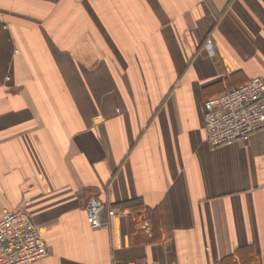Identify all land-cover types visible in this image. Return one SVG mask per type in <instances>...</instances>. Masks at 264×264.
Wrapping results in <instances>:
<instances>
[{
  "label": "crops",
  "instance_id": "0c3cea01",
  "mask_svg": "<svg viewBox=\"0 0 264 264\" xmlns=\"http://www.w3.org/2000/svg\"><path fill=\"white\" fill-rule=\"evenodd\" d=\"M254 77L264 0H0V217L30 214L29 264H264V134L210 148L202 118Z\"/></svg>",
  "mask_w": 264,
  "mask_h": 264
},
{
  "label": "built area",
  "instance_id": "2783aa9c",
  "mask_svg": "<svg viewBox=\"0 0 264 264\" xmlns=\"http://www.w3.org/2000/svg\"><path fill=\"white\" fill-rule=\"evenodd\" d=\"M204 49L208 55H214L211 39H206ZM203 108L205 141L210 148L244 139L253 132L264 134V78H251L207 99ZM84 211L92 229L106 228L107 219L116 214V210L93 196L87 200ZM46 255V244L24 206L0 217V264H29Z\"/></svg>",
  "mask_w": 264,
  "mask_h": 264
}]
</instances>
